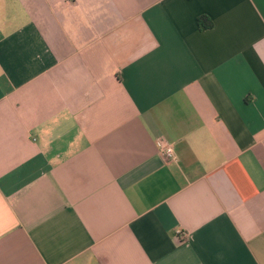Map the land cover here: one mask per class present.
Wrapping results in <instances>:
<instances>
[{"label":"crops","instance_id":"obj_1","mask_svg":"<svg viewBox=\"0 0 264 264\" xmlns=\"http://www.w3.org/2000/svg\"><path fill=\"white\" fill-rule=\"evenodd\" d=\"M0 264H264V0H0Z\"/></svg>","mask_w":264,"mask_h":264},{"label":"built area","instance_id":"obj_2","mask_svg":"<svg viewBox=\"0 0 264 264\" xmlns=\"http://www.w3.org/2000/svg\"><path fill=\"white\" fill-rule=\"evenodd\" d=\"M156 144L160 153L163 155L166 161L175 162L177 160L173 144H171L164 138H159ZM177 237L180 241H185L189 238V236L183 230H179L177 232Z\"/></svg>","mask_w":264,"mask_h":264}]
</instances>
